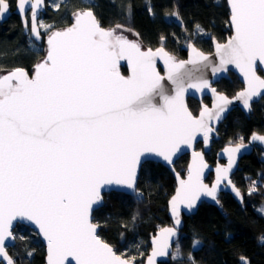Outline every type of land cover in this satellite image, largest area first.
I'll return each instance as SVG.
<instances>
[{
    "label": "snow or ice",
    "instance_id": "1",
    "mask_svg": "<svg viewBox=\"0 0 264 264\" xmlns=\"http://www.w3.org/2000/svg\"><path fill=\"white\" fill-rule=\"evenodd\" d=\"M43 4L44 0L16 3L26 29L30 12V31L37 39L41 38L37 17ZM228 6L234 34L226 44L216 45L218 66L192 45L188 60H177L163 47L144 50L117 31L122 25L102 27L94 5L74 11L72 23L62 29L40 25L48 31V50L33 73L15 68L0 76V255L7 264H15L5 241L16 239L11 228L17 219L39 228L47 241V264H135L136 257L117 255L90 219L93 204L101 199V188L120 185L140 196L136 179L142 156L155 154L171 164L179 147L191 146L198 134L207 143L212 122L222 118L231 101L216 94V110L205 108L199 117L194 116L184 103L185 92L210 87L196 73L211 67L215 74L234 64L247 86L238 94L245 108L252 97L264 92V79L257 75L258 63L264 65V0H228ZM11 7L12 0H0V19ZM54 7L58 10L60 4ZM148 11L152 13L151 6ZM171 15L180 19L177 11ZM195 28L204 31L199 24ZM157 58L166 66L173 94H168L165 76L156 69ZM121 60L127 61L130 75L120 73ZM211 91L216 93L214 88ZM253 139L264 142V136L254 134ZM238 150L225 149L229 163L217 169L211 187L201 178L206 167L203 157L194 153L198 163L190 167L188 180L180 181L170 201L174 216L180 205L193 208L201 195L220 204L217 190L225 180L232 184L229 172ZM256 190L253 181L248 194ZM232 191L243 202L235 185ZM259 211L264 213V208ZM175 234L174 228L161 229L159 238L152 241L147 264L168 255L170 237ZM260 241L264 243V237ZM200 243L193 238L192 247ZM180 256L177 245L172 258ZM239 260L250 264L245 256ZM188 264H196L191 253Z\"/></svg>",
    "mask_w": 264,
    "mask_h": 264
},
{
    "label": "trees",
    "instance_id": "2",
    "mask_svg": "<svg viewBox=\"0 0 264 264\" xmlns=\"http://www.w3.org/2000/svg\"><path fill=\"white\" fill-rule=\"evenodd\" d=\"M15 4L16 0H12V9ZM58 4L60 8L57 10L47 0V12L40 20L52 25L53 30L70 26L74 11L94 5V14L103 27L114 28L120 24L132 29L139 34L138 40L145 47H164L177 59L187 58L188 44L193 43L204 53H212L213 38L223 43L232 35L226 0H61ZM149 6L152 13L148 11ZM173 11L179 13V21L170 19ZM197 24L204 30L202 34L197 32ZM42 35L46 37L48 31H42ZM161 37L164 39L161 40ZM45 55L46 45L37 44L25 34L17 15L0 24V74L15 68L31 72ZM122 72L128 74L127 68H122ZM259 74L263 75V72L259 70ZM230 76V79H222L216 87L233 97L243 89V85L234 74ZM204 103L210 104V100L206 98ZM188 104L197 115L201 104L194 99H189ZM218 132L220 139L213 143L207 155L208 162L212 164L216 162L217 153L226 145L248 142L254 133L264 135V98L253 105L249 116L239 109L234 110ZM261 151L263 149L256 146L252 155L244 157L233 176L234 183L244 195L243 205L229 194L221 195L220 207L206 203L201 205L195 216L184 218L185 227L180 239L184 257L163 264H188L189 253L196 264H241L240 256L247 257L250 264H264V243L260 241L264 237V215L259 212L264 205V161L260 159ZM188 163L189 156L186 155L176 163V170L184 175ZM212 179L211 176L208 182ZM253 181L257 190L249 195ZM175 189V178L167 168L159 163H146L138 183L140 196L131 197L121 193L104 195V206L93 214V222L101 227L100 237L126 259L132 257L133 253L146 252L138 261L144 264L151 249V236L171 224L168 201ZM17 229H20V237L24 239L16 237V245L8 249L15 264H46L45 246L39 236L23 225H18L15 231ZM193 238L201 241L196 249L192 247Z\"/></svg>",
    "mask_w": 264,
    "mask_h": 264
},
{
    "label": "water",
    "instance_id": "3",
    "mask_svg": "<svg viewBox=\"0 0 264 264\" xmlns=\"http://www.w3.org/2000/svg\"><path fill=\"white\" fill-rule=\"evenodd\" d=\"M30 2H35V0H30ZM16 3H17V0H16ZM226 3L228 5V0H226ZM47 6H48L47 5V0H44V4L41 5V8L39 9V15L37 17V27H38V30H39V32L41 34V38L40 39H37L35 36H33L31 31H30L31 22H32L31 21L30 12L28 13V25H29V27L26 29L24 27L23 22H22L21 15L17 11L16 4H15L14 9H12V7H11L9 13H7L3 17V19H0V24L6 23L13 15H17L21 19L22 25L24 27L25 34L29 35L31 37V39L33 41H35L37 44H43L44 43L46 45V54H47V50H48V43H47L48 36L44 37L42 35V31H41V27H40V23H39L42 15H44L47 12V9H48ZM228 8H229V6H228ZM229 11H230V9H229ZM230 26H231V24H230ZM231 29H232V27H231ZM117 31H118V29H117ZM233 34L234 33H233V29H232V35ZM231 36L223 43H220L218 41L213 42V52L212 53H204L196 45H194V44H191V45L194 46L198 51H201L204 54L208 55L209 59L213 62V64L218 66L219 65V57L216 54V45L217 44H226L228 42V40L231 38ZM127 39H129L131 41L139 42L144 50L149 49V47H145L138 39H130L128 37H127ZM151 49L153 51H155L157 48L156 49L151 48ZM165 51H167V50L165 49ZM187 52H188L187 53V58H185V59H177V60H188L190 58V56L192 55V51H191L190 47L187 49ZM168 53H170V52H168ZM124 67L127 68L128 74H124L122 72V68H124ZM186 67L193 68V65L188 64V65H186ZM156 69L162 76H165V80L163 81V83L165 85V88L168 91V94H173L172 93L173 85L166 79V66H165L163 60H160L159 58L156 59ZM119 70H120V73L122 75H124V76L130 75V69H129V66H128V63H127L126 60H121L119 62ZM259 70H261L263 72V75L259 74ZM33 71H34V69H33ZM33 71H31V72L27 71V72L31 75L33 73ZM8 72H10V71L2 73V74H0V76L6 75ZM230 74H234L236 77H238L239 81L243 85V89L240 90L233 97H229L225 93L220 92L218 90V88L216 87V84L221 82L222 79H230L231 78ZM196 75L197 76H201L203 79L207 80L209 85H210V87L209 88H204V89H201V90L188 89L185 92V94H184V103L187 106L188 110L194 116L199 117L201 111H203L205 108L215 111L216 109L213 108V105H214V103H216V94H220V95L226 96L231 101V103L226 106L227 110L224 113H222V118L218 122L215 121V120L212 122L211 126L213 128V131L211 133H209V139H208L207 143H205V141H204L203 134H198L196 136V138L193 140L191 146H189V145H181L179 147V149L173 154V156L171 158L172 159V163L171 164H169L167 161H164L162 157L156 156L155 154H146V155L141 157V162H140V164L137 167V179H136V189H137V191H138V183H139V179H140V174H141L142 168H143V166L146 163H149V162L159 163V164L163 165L165 168H167L172 173V175L174 176L175 181H176L175 192L170 197V199L168 201V216L171 219V225H166L165 227H163V228H174L176 234L173 235L172 237H170V247L168 249V255L167 256H157L155 258L156 264H163V263H168V262L171 261L172 254L174 252L175 246L180 241V239L182 237V230L185 227L184 218H189V217L195 216L198 213L199 208L201 207V205H203L204 203H206L208 205H211V206L220 207V204L218 205L211 197H208V196H205V195H201L200 199L196 201L195 206L193 208L189 209L186 205H180L179 213H178L177 216H174V214L172 212V209H171V206H170V201H172V198L174 196H176L177 189L180 186V181L181 180L187 181L188 180V176H189L190 167H195L196 164L198 163L197 158L194 157V153H200V155L203 157V163L206 165V167L202 168V176H201V178H202V181H203L204 184H207L209 187H211L216 182L217 169L218 168H226L228 163H229V153L225 152V149L226 148L227 149H232V148H237V147L239 148V150L233 154L234 163H233L232 169L229 172V178L231 179L232 184L229 185L227 180L222 182L219 185V187H218L217 196L220 199L222 194H229L235 199V201L238 204L243 205V203H244V195H243L241 189L238 188L236 186V184L234 183L233 176L238 171V169L240 167V163L244 159V157L250 156V155L253 154L255 146H259V147L264 149V142H261L259 140H254L253 139V135L254 134L257 135V136H264V135L258 134V133H254L250 137V139H249V141L247 143L236 144V145H226L224 148H222L217 153V160H216L215 164H212V163L208 162L207 155L210 153V151L212 149L213 142L218 141L220 139V135H219L218 131H219V128H220L221 124H223L226 121V119L228 118V116L234 110H237V109L241 110L246 116H249L252 113L253 105L255 103L261 101L264 98V92H262L258 96L252 97V99L249 101V107L245 108L244 107V102H243L242 99L239 98L238 94L243 92V91H245L247 86H246L243 74L241 73L240 69L237 68L234 64L226 65L225 66V70L218 71L215 74H213L211 67H208V68L203 69L201 72L196 73ZM257 75L260 76L262 79H264V65H260L258 63V65H257ZM212 88H214L216 90L215 94L211 91ZM206 98H208L210 100V104L204 103V99H206ZM189 99H194V100H196L197 102H199L201 104V110H200V112L197 115H195L191 111V109L189 107V104H188V100ZM157 103H159L158 99H157ZM200 144H201V147L199 146ZM186 155L189 156V163H188V166H187L186 173L184 175H181L176 170L175 165L182 157H184ZM211 176L213 177V179H212L211 182H208V179ZM232 185H235L236 188H238L240 190V192L242 194V197H243V202H241L240 198H238L235 195V193L232 191ZM109 193H121V194H125V195L131 196V197H135L136 196L131 190L125 188L124 186L115 185V184L103 186L101 188V199L93 204L91 212H90V219H91L92 222H93V214H94V212L99 210L100 208H102L104 206V204H105L104 195L109 194ZM176 219H179V221H180V223L178 225L176 224ZM18 225H23V226L29 227L30 229H32L39 236L40 241L45 246L46 264H47V256H48L47 241L44 239L43 235L40 233L39 228L35 224L30 222V221L20 220V219L13 220L12 221V228H11V231H12L13 235H14V230L16 229V227ZM96 225H98V224H96ZM163 228H161V229H163ZM161 229H159L154 235L151 236V239H150L151 249H150V252H149L147 258L145 259L144 264H147L148 258L152 254V251H153V243H152V241H153L154 238H157V239L159 238V234L161 232ZM100 230H101V227L98 225L97 233H98L99 237H100V234H99ZM100 238L102 239V237H100ZM16 242H17L16 239L13 241L11 238H9L8 240L5 241V245H6L5 250H6L7 254H8V257H10L13 261H14V259L12 258L10 253L8 252V249L11 248V247H14L16 245ZM104 242H106V241H104ZM107 244H109V243H107ZM110 246L115 251L114 247L112 245H110ZM116 254H117V252H116ZM117 255H119V254H117ZM120 257L122 259H126V258H124L122 256H120ZM0 263L7 264V260L2 255H0Z\"/></svg>",
    "mask_w": 264,
    "mask_h": 264
},
{
    "label": "rangeland",
    "instance_id": "4",
    "mask_svg": "<svg viewBox=\"0 0 264 264\" xmlns=\"http://www.w3.org/2000/svg\"><path fill=\"white\" fill-rule=\"evenodd\" d=\"M49 1V5L52 7V8H55L54 7V5H56V4H58V3H60V1L61 0H48ZM170 19H175L176 21H179V20H177L176 19V17H174V16H171L170 17ZM41 20V19H40ZM40 23V25L42 24V25H44V26H48L47 24H45L44 23V21H40L39 22ZM41 29H42V31H46V27H41ZM124 29H128L127 31H125ZM118 32H120V33H122L124 36H126V37H128V38H130V39H139V36H137L136 34V32H134L132 29H129V28H127V27H124L123 26V29H118ZM202 34V33H201ZM48 36V35H47ZM46 36V37H47ZM191 44H193V43H191ZM191 44H188L187 46H186V48L188 49L189 48V45H191ZM43 60V59H42ZM41 60V61H42ZM33 71V70H32ZM201 110V109H200ZM200 112V111H199ZM240 142V141H239ZM238 142V144H242V142H240L239 143ZM244 143H247V142H244ZM201 147V146H200ZM256 149V147L254 148V150ZM260 159L261 160H263L264 161V149H263V151H261V153H260ZM240 168V167H239ZM239 170V169H238ZM250 182H248V184H249ZM137 196V195H136ZM262 208H264V205L262 206V207H260V209H262ZM259 209V210H260ZM259 212H261V211H259ZM261 214H263L264 215V213H262L261 212ZM171 225V224H170ZM17 228V227H16ZM16 230V229H15ZM14 230V236L15 237H20V236H22V234H21V231H20V229L18 230V231H20V232H18V231H15ZM32 230V229H31ZM34 232V231H33ZM35 233V232H34ZM40 239V238H39ZM140 240L138 239V244H140V242H139ZM177 245H179V248H180V250H181V253H182V243H181V241L180 242H178L177 244H176V246H175V249H174V252L173 253H175L176 252V248H177ZM200 245H201V243H200ZM199 245V246H200ZM199 246H197L196 248H198ZM142 248L143 249H146L147 250V247L146 246H144L143 247V245H142ZM195 248V249H196ZM150 252V251H149ZM144 253H146V252H140L139 254H136V253H133L132 255L134 256V257H138V258H136V260H135V263L137 262V264H139L138 263V261L139 260H141L142 259V257L144 256ZM149 254V253H148ZM132 256V257H133ZM172 257H173V254H172ZM184 256H183V253H182V256H180V257H177L176 259H173V260H180V259H182ZM147 258V257H146Z\"/></svg>",
    "mask_w": 264,
    "mask_h": 264
},
{
    "label": "flooded vegetation",
    "instance_id": "5",
    "mask_svg": "<svg viewBox=\"0 0 264 264\" xmlns=\"http://www.w3.org/2000/svg\"><path fill=\"white\" fill-rule=\"evenodd\" d=\"M213 143H214V142H213ZM212 146H213V144H212ZM255 147H256V146H255ZM255 147H254V148H255ZM262 149H263V148H262ZM211 150H212V149H211ZM210 152H211V151H210ZM216 160H217V159H216Z\"/></svg>",
    "mask_w": 264,
    "mask_h": 264
}]
</instances>
